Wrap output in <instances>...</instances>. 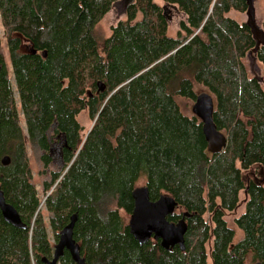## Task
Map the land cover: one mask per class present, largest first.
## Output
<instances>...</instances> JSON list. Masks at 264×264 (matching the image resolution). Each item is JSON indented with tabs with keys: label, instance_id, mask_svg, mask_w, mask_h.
<instances>
[{
	"label": "trees",
	"instance_id": "trees-1",
	"mask_svg": "<svg viewBox=\"0 0 264 264\" xmlns=\"http://www.w3.org/2000/svg\"><path fill=\"white\" fill-rule=\"evenodd\" d=\"M117 2L127 19L99 42L94 30ZM235 11L249 13L248 1L0 0V188L27 225L13 227L0 211V264L52 260V240L75 214L87 264H264V185L244 176L255 166L264 172V88L243 63L253 53L264 79V45L249 23L228 16ZM173 12L183 16L175 36ZM202 92L214 98L215 124L228 137L216 155L201 120L179 103ZM84 111L93 123L87 134ZM28 144L45 169L57 151L63 163L44 184L49 225ZM142 177L151 201L170 195L178 203L182 212L168 220L185 221V251L140 245L131 234L120 212L132 215ZM242 192L235 244L226 217ZM60 264L75 263L65 252Z\"/></svg>",
	"mask_w": 264,
	"mask_h": 264
},
{
	"label": "water",
	"instance_id": "water-1",
	"mask_svg": "<svg viewBox=\"0 0 264 264\" xmlns=\"http://www.w3.org/2000/svg\"><path fill=\"white\" fill-rule=\"evenodd\" d=\"M247 1L250 13L253 11L255 0ZM214 113V98L210 94L202 92L198 95L192 107V114L198 117L203 124V134L208 145V151L212 155L221 153L228 145L227 135L220 131L215 124ZM2 164L3 166H9L11 164L10 157L6 156L2 160ZM133 199L135 207L131 215L129 227L135 240L140 245H145L150 241H161L162 246L166 250L179 247L182 251H185V236L187 233L185 221L172 223L168 220L177 211L178 203L175 199L170 195H163L159 200L155 202L151 201L149 190L146 187L136 188L133 193ZM0 211L6 223L18 229H27V225L22 221L16 208L6 201L1 188ZM77 220L78 215H73L70 223L61 230L59 241L55 244L53 259H44V264H60V260L64 257L65 252L71 255L75 264H87L81 254L80 245L74 238ZM256 264L263 263L258 262Z\"/></svg>",
	"mask_w": 264,
	"mask_h": 264
},
{
	"label": "rangeland",
	"instance_id": "rangeland-1",
	"mask_svg": "<svg viewBox=\"0 0 264 264\" xmlns=\"http://www.w3.org/2000/svg\"><path fill=\"white\" fill-rule=\"evenodd\" d=\"M126 5L123 2H117L113 5L111 11L109 14L106 15V17L100 22V24L95 28L94 35L98 39L99 42L104 41L106 38H108L111 35V29L112 27L116 26L119 22L125 21L127 19V15L125 12ZM230 18L236 20L239 23H249L253 27V32L255 34L257 45L262 46L264 45V37L261 33L262 31V24L264 22V0H255L253 5V12L250 14L247 13H238V12H231L228 15ZM249 17L251 18L249 20ZM183 19V16L181 14H178L176 12L172 13L171 19L169 20L170 25V34L172 36H175L179 31V23ZM1 28V37L3 38V29ZM2 52L4 54L5 60L10 68L11 61H10V54L8 52V49L6 47V43L3 40L2 45ZM243 63L247 69V72L249 74L250 78H259L261 81V85L264 88V79H263V66L259 63V61L256 60L255 55L252 53L251 55L247 56ZM181 109L184 113L190 115L192 114V107L194 103H191L186 100H179ZM80 124L84 127V134H87L89 130L93 127V123L89 117V114L87 111H84L81 113V115L78 118ZM29 149V160L30 165L33 171V183L36 185L37 190L42 198L43 206L41 208V214L43 218L45 219L47 225H49L50 219L52 218V215L47 211L46 207L44 206V200L46 197L45 191H44V184L46 182H51L52 180V172L60 173L63 169V163L60 159V156L58 154V151L54 153V164L48 168L45 169L44 165L41 161V155L42 153L34 148L32 145L28 144ZM249 173L248 177H258L259 180L263 181L264 185V172L262 169L257 168L256 166L253 167L250 171H245L244 176H246ZM146 186V178L142 177L136 187L137 188H143ZM240 201L241 206L235 211L234 213H230L226 217V221L228 223V226L233 229L236 233L235 237V244L238 243L243 238V233L237 228L235 224V220L240 217L245 212V197L244 192L240 194ZM177 214H180L182 211L177 209ZM121 216L125 220L127 224L130 223L131 216L127 215L124 211L120 212ZM49 228V235L52 238L53 232L52 229ZM53 244H56L54 240H52ZM248 262H250V258L248 259ZM209 264H212L211 259L209 258Z\"/></svg>",
	"mask_w": 264,
	"mask_h": 264
}]
</instances>
